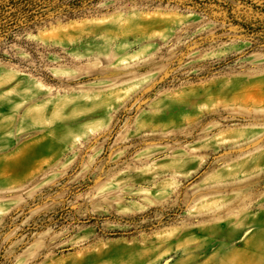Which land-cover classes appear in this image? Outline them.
Returning a JSON list of instances; mask_svg holds the SVG:
<instances>
[{"label": "rangeland", "instance_id": "1", "mask_svg": "<svg viewBox=\"0 0 264 264\" xmlns=\"http://www.w3.org/2000/svg\"><path fill=\"white\" fill-rule=\"evenodd\" d=\"M0 264H264V0L0 34Z\"/></svg>", "mask_w": 264, "mask_h": 264}, {"label": "trees", "instance_id": "2", "mask_svg": "<svg viewBox=\"0 0 264 264\" xmlns=\"http://www.w3.org/2000/svg\"><path fill=\"white\" fill-rule=\"evenodd\" d=\"M186 1L197 4L209 2V0ZM81 2H84V0H0V34H6L15 25H19L22 22L32 21L50 12L60 11L67 6H75ZM227 13L233 23H236L246 31H252L250 19L245 16H236L231 10H228Z\"/></svg>", "mask_w": 264, "mask_h": 264}]
</instances>
